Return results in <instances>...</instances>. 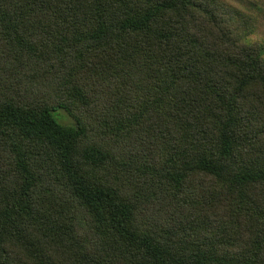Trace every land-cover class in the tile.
<instances>
[{
    "label": "trees",
    "instance_id": "16d2710c",
    "mask_svg": "<svg viewBox=\"0 0 264 264\" xmlns=\"http://www.w3.org/2000/svg\"><path fill=\"white\" fill-rule=\"evenodd\" d=\"M250 25L225 0H0V264H264Z\"/></svg>",
    "mask_w": 264,
    "mask_h": 264
},
{
    "label": "rangeland",
    "instance_id": "374dc122",
    "mask_svg": "<svg viewBox=\"0 0 264 264\" xmlns=\"http://www.w3.org/2000/svg\"><path fill=\"white\" fill-rule=\"evenodd\" d=\"M239 12H244L251 17V25L244 30L246 42H258L264 55V0H225ZM62 121L70 122L71 117L65 110H61Z\"/></svg>",
    "mask_w": 264,
    "mask_h": 264
}]
</instances>
